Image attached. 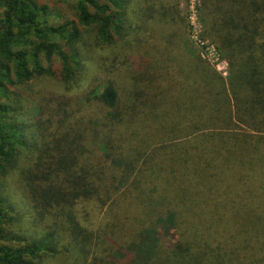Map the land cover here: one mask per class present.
I'll return each mask as SVG.
<instances>
[{
  "label": "trees",
  "instance_id": "trees-1",
  "mask_svg": "<svg viewBox=\"0 0 264 264\" xmlns=\"http://www.w3.org/2000/svg\"><path fill=\"white\" fill-rule=\"evenodd\" d=\"M70 1L80 30L0 0V264H264V0L196 8L226 79L189 41L185 1ZM82 32L123 54L68 97L89 63ZM39 77L61 99L27 122L9 87ZM15 171L22 221L1 184Z\"/></svg>",
  "mask_w": 264,
  "mask_h": 264
},
{
  "label": "rangeland",
  "instance_id": "rangeland-1",
  "mask_svg": "<svg viewBox=\"0 0 264 264\" xmlns=\"http://www.w3.org/2000/svg\"><path fill=\"white\" fill-rule=\"evenodd\" d=\"M38 5L44 6L46 11V21L50 26L60 25L64 22H71L75 24V26L80 30V26L76 23V18L73 10V2L70 0H34ZM186 0H180V6L183 5V2ZM189 2V10H187L188 14H191L190 22L191 29L189 32V41L192 43L194 49L199 54V57L205 60L209 66L214 70H216V65L221 63L219 67H224V79L228 76V66L225 61L220 59V56L217 54L214 47L209 43L208 40H200L199 32H200V23L197 19V15L195 12V16L192 15V10L194 11L195 6L198 4V0H188ZM200 3V0H199ZM186 4V3H185ZM187 5V4H186ZM1 8V7H0ZM190 12V13H189ZM82 42L81 46L84 55L89 58V63H86V75L81 80V84L78 88H73V93H69L68 97H73L75 94H79L81 91L88 89V86L92 83L95 78H98V75L95 70V62L98 60H108L111 56L116 54H123L116 46L110 47H99L94 44L93 36L87 33L82 32ZM55 60V59H54ZM53 69H58V65L56 61L53 63ZM223 72V71H222ZM100 78V77H99ZM94 83V82H93ZM79 84V83H78ZM99 85V83H98ZM61 83L52 78H43L41 77L32 80L30 82L21 84V85H13L9 87V91L14 93L16 104L21 108V114L19 115V119L23 118L24 121L32 122L35 117L48 119L50 118L54 110H56L57 105L61 99ZM31 136L33 133H25V139L27 142H31ZM24 159H22V163H24ZM20 164V162H19ZM1 184H3L4 193L7 192L9 195V201L14 206L15 214L20 216V221H22L24 217L29 218L30 216H26L28 214V209L25 203H23V199L21 197L22 192L21 189H18L21 184L19 182L18 172L15 171L10 175L1 178ZM87 213V219L89 221L92 220L91 210L88 205H84L81 208ZM16 216V217H17ZM100 216V215H99ZM97 217L96 221L98 220ZM96 225V223L94 224ZM17 225H14V227ZM172 227L169 225L168 220H158L156 224L157 236L160 242L165 247H170L174 242V236L172 232ZM56 261H46L44 264H55ZM60 264V263H59Z\"/></svg>",
  "mask_w": 264,
  "mask_h": 264
},
{
  "label": "built area",
  "instance_id": "built-area-1",
  "mask_svg": "<svg viewBox=\"0 0 264 264\" xmlns=\"http://www.w3.org/2000/svg\"><path fill=\"white\" fill-rule=\"evenodd\" d=\"M186 4H187V9L189 10V2H188V0H186ZM199 6V0H198V4H197V6H195V8H194V11L192 10V15L193 16H195V12H196V8ZM190 13V12H189ZM187 17H188V19H190V17H191V14H188L187 13ZM189 22V21H188ZM189 24H190V22H189ZM191 26V25H190ZM200 29V28H199ZM220 64L221 63H219V64H217L216 65V70L214 69V71L218 74V75H220L223 79H224V76H225V73H224V67H219L220 66ZM223 71V72H222Z\"/></svg>",
  "mask_w": 264,
  "mask_h": 264
}]
</instances>
